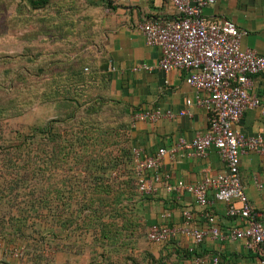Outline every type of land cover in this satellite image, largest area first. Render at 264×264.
<instances>
[{
    "label": "trees",
    "instance_id": "trees-1",
    "mask_svg": "<svg viewBox=\"0 0 264 264\" xmlns=\"http://www.w3.org/2000/svg\"><path fill=\"white\" fill-rule=\"evenodd\" d=\"M103 9L92 0H0V19L1 12H11L9 26L0 20V40L8 35L4 26L12 40L24 31L28 42L20 54L41 62L49 83L62 86L64 117L7 139L0 130V237L34 243L40 262L46 237L58 239L74 226L80 231V254L90 255L89 264H109L110 247L124 232L133 236L151 223L144 207L151 197L138 190L130 123L122 124L125 130L97 118L107 106L129 118L128 106L108 94L112 76L106 57L88 48L96 45L92 29ZM38 36H46L51 45L39 48L34 44ZM65 40L69 48L60 46ZM3 55L1 51L0 64ZM3 117L0 109V125ZM123 168L127 173L120 172ZM115 171L120 173L113 175ZM171 252L191 264L201 257L195 249Z\"/></svg>",
    "mask_w": 264,
    "mask_h": 264
},
{
    "label": "crops",
    "instance_id": "crops-1",
    "mask_svg": "<svg viewBox=\"0 0 264 264\" xmlns=\"http://www.w3.org/2000/svg\"><path fill=\"white\" fill-rule=\"evenodd\" d=\"M92 1L104 5V9L96 15L98 24L92 29V32L97 33L96 45L90 44L88 48L96 50L98 55L105 56L108 61V70L112 76L108 94L128 106L129 118L137 112L161 111V116L154 121L140 120L132 125L130 137L133 147L141 149L144 156H152L161 148L174 147L179 138L190 141L205 135L208 132V115L196 102V90L186 82L188 72L185 69L169 72L159 69L157 66L162 57L161 48L148 45L140 29V25L146 21L164 22L173 19L176 11L170 2ZM203 13L207 17H224L234 22L244 32L240 41L241 48L264 55V0H215L203 9ZM41 37L49 41L44 46L51 45L50 39ZM2 42L0 40V44ZM59 44L66 48L71 46L67 41ZM142 64L153 68H140ZM248 92L259 97L261 106L247 109L233 127L246 137H264L263 74L250 77ZM182 111L185 114H181ZM164 163L173 184L179 181L197 184L205 175L223 173L226 168L214 146L208 148L204 157L179 153L174 159L166 156ZM240 173L245 193L257 212V219L264 224V154L254 150L243 153ZM149 196L150 201L158 205V209L149 214L152 224L179 226L183 221L182 211L192 208L196 213V225L208 228L209 225L201 215L202 208L190 193L169 191L161 181L155 183V189ZM212 196L210 191L208 197L212 199ZM209 209L216 214L217 226L222 233H228L233 227L243 225L238 219L226 215L223 202L214 201ZM170 242L174 243L171 251L194 247L198 252H206L207 257L218 256L219 264H258L257 255L248 252L240 241L219 240L208 234L198 246L194 245L191 238L183 235H177ZM5 262L11 263L10 258L0 251V264Z\"/></svg>",
    "mask_w": 264,
    "mask_h": 264
},
{
    "label": "built area",
    "instance_id": "built-area-1",
    "mask_svg": "<svg viewBox=\"0 0 264 264\" xmlns=\"http://www.w3.org/2000/svg\"><path fill=\"white\" fill-rule=\"evenodd\" d=\"M168 1L176 16L164 22L146 21L140 29L148 45L161 48L159 69L165 72L185 69L188 72L186 82L196 90V102L208 115V132L190 141L179 138L174 147L161 148L152 156H144L141 149L133 148L138 190L150 194L155 183L163 181L169 191L190 193L202 208L201 215L209 226L198 227L195 211L186 208L182 211L181 225L152 224L147 238L161 245L183 235L198 246L211 234L219 240L240 241L248 252L257 255L258 264H264V224L257 219L240 173L243 153L254 150L264 154V137H246L233 127L247 109L261 106L259 97L248 92V83L252 75H264V55L241 48L244 32L234 22L224 17L204 15L203 9L215 0ZM140 68L151 70L153 67L142 64ZM262 109L264 111V106ZM160 116V110L142 111L134 113L132 120L133 123L154 121ZM211 146L217 148L225 162L223 173L207 174L197 184L170 182L164 163L166 156L174 159L179 153H190L204 157ZM210 191L212 199L208 197ZM214 201L223 202L226 215L238 219L243 225L222 233L217 226L216 214L209 209ZM219 261L218 256L212 258V264H219Z\"/></svg>",
    "mask_w": 264,
    "mask_h": 264
},
{
    "label": "rangeland",
    "instance_id": "rangeland-1",
    "mask_svg": "<svg viewBox=\"0 0 264 264\" xmlns=\"http://www.w3.org/2000/svg\"><path fill=\"white\" fill-rule=\"evenodd\" d=\"M1 13L0 20L6 21L9 26L6 19L11 12ZM5 28L9 27L4 26L6 33L3 32L8 35L4 36L0 44V50L4 53L0 64V109L4 115L0 130L4 132L3 138L7 139L18 130H29L32 126H42L51 118L64 117L65 106L60 102L62 86L49 83L44 77L41 62L27 61L24 54H20L25 50L24 46L28 42L24 31L16 32L19 39L12 40L10 31H5ZM47 42L49 41L41 36L34 40V44H40L39 48ZM37 57V60L43 59L42 56L33 58ZM97 118H105L111 125L122 126L125 122H129L132 127L134 124L132 118H124L119 108L111 106L105 107ZM120 172L127 173V170L123 168ZM120 172L115 171L113 175ZM4 207L5 210L9 209L7 206ZM144 207L148 215L158 209V205L149 200H146ZM150 225L152 224L150 223L144 230L142 227L133 236L124 232L123 238L110 247L109 264H161L159 260L162 259H165L164 264H191V261L180 260L172 254L170 249L174 243L170 241L161 245L152 243L147 238ZM9 239L10 236L0 237V247L2 253L10 258V264H89L90 262L88 253L80 254L83 245L80 242V231L74 226L60 232L58 239H53L50 234L46 237L43 244L46 245V254L41 262L35 257L33 250L38 247L37 245L21 240L9 241ZM199 253L201 257H198L197 264H212V258L207 257L206 252Z\"/></svg>",
    "mask_w": 264,
    "mask_h": 264
}]
</instances>
